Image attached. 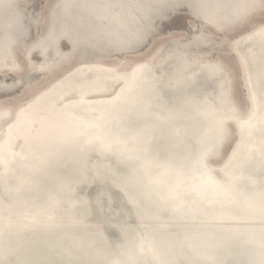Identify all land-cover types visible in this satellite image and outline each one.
<instances>
[{"label":"bare ground","instance_id":"1","mask_svg":"<svg viewBox=\"0 0 264 264\" xmlns=\"http://www.w3.org/2000/svg\"><path fill=\"white\" fill-rule=\"evenodd\" d=\"M32 1L0 0V94L5 95L0 99V264H59L52 262L57 251L61 249L56 243L67 241L69 244L72 242L84 244L89 241L71 242V240L53 239L56 251L44 250L43 257L40 248L46 240H42L39 233H45L37 229L50 226L47 225L49 223L47 219H35V216L43 213L47 202L62 201V198H59L63 194L61 192L69 190L73 185L70 179H81L77 175L78 164L85 173L82 181L87 179V182L95 179L93 167L106 166L95 157L99 154H91L95 148L82 147L84 149L81 153L86 155L85 158L79 159L80 155H77V152L80 151V145L77 147L72 140L66 139V131L72 122L70 118L65 119L64 116V106L68 103V97L55 98L51 90L54 89L57 78L70 65L65 64L56 71L47 73L39 71L41 65H53L63 54L69 53V48L64 45L75 39V33L81 25L92 26L125 39L144 31L148 40L147 45L140 46L142 41H134L139 51L128 59L150 61L155 57V63L150 64L152 76L155 77V79L150 78L151 81L157 80L159 85L167 81L173 84L174 76L195 77L198 80L196 86L205 92L197 96L194 90L186 89L185 97H189L188 102L196 100V105H200L199 102L207 100L203 105L206 116L202 123H205L207 118L208 128H216L217 121L220 123V128L222 125L224 128H229L228 140L222 154L209 162L210 168L225 172L230 165H237V156L242 154L244 156L241 158L258 160L256 149L261 144L258 141L264 140V118L260 117V110L256 111L255 107L257 102L259 107L263 105L264 99L260 102L254 97L257 93L252 87L254 81L252 75L254 74L255 80L264 85V41L253 34L264 29V11L252 7L255 0H181L182 6L178 8L167 7L168 0H46L44 11L31 15L29 5ZM65 3L72 5L67 17H64L62 9L57 7ZM160 3L166 4L163 13H159ZM191 4L200 7L194 9L189 6ZM98 14H102V18L98 17ZM176 15H182L188 20L185 24L186 28L173 27L165 30L164 26L171 23ZM201 33L203 37L197 40L196 37H200ZM241 36H251V38L242 40L236 45L235 41ZM50 41L53 42L52 46H49ZM106 42L107 38L104 43ZM71 56L73 62L78 61L82 56L90 61L97 58L95 53H85L80 49L72 52ZM121 59L123 58L116 56L112 59H104L102 62L116 64ZM206 64L221 65L230 78V90L223 100L219 98L218 80L202 68ZM151 87L145 85L143 91L145 96H150L154 90L156 98L154 107L150 103L144 117L145 121L141 119L138 125L134 123L129 125L141 127L142 124L147 130H152L156 128L153 124L159 123L157 127L160 129L164 127L170 130L171 127L165 124L170 116L160 107L170 105L169 108L179 112L178 110L182 109L180 105L182 100L178 98L180 93L158 94L160 87L148 90ZM262 94L264 96V88ZM81 112L82 110L74 114L79 117ZM136 112L138 111L131 110L133 115ZM80 119H83V115ZM123 119L129 122L127 114H124ZM250 119L253 121V126L255 123L256 125L246 130L242 137L238 120ZM259 120H261L260 124ZM174 124L175 128L179 129L181 121L177 120ZM256 128L261 133L260 136H256ZM95 131L87 136L95 137L97 135ZM103 134L105 135L104 131ZM242 150L246 151L245 154ZM89 155L93 159L89 160ZM225 166L227 167L224 168ZM214 172L216 180L222 181L223 176ZM200 178L197 177L195 181ZM194 185L195 183H192L187 189L195 194L196 198H192L193 201L205 196V192L201 193ZM87 189V187L82 188L80 193V198L84 201L88 197L98 196L99 188H96L97 192L90 193ZM58 190L60 193H57ZM254 191L256 192L252 187L245 189V193ZM74 200L73 197H69L66 202L68 204L76 201ZM143 219L144 215L138 222L137 220H129L128 223H124V220L116 222L121 228L125 227L123 229V232L127 231L125 236L118 239L117 236L112 235L110 246L106 249L105 246H98L85 264H96L99 261L101 264L105 262L114 264V260L121 264H129L124 255L133 260L132 264H145L154 258L157 261L151 260L150 263L167 264L162 257L167 251L163 244L157 246L156 240L150 241L154 257L147 253L146 246L141 245L146 240H139L133 235L136 232L140 233L139 227L142 222L139 221ZM200 219L206 222L205 224L218 223L222 227L264 230V223L260 225L227 223L224 220L229 218H218L210 212ZM234 219L241 220L235 216ZM153 220L147 219L144 223L154 222L157 226L166 224L161 219L153 218ZM65 223L70 221L60 219L54 221L56 226ZM87 223L88 221L85 220L83 224ZM87 225L89 228L95 226L96 232L101 227L92 222ZM150 225L145 226L150 227ZM182 232L189 234L184 230ZM235 241L253 242V240ZM33 243H35L34 251L31 249ZM161 249L164 253H161ZM109 251L111 253H108Z\"/></svg>","mask_w":264,"mask_h":264},{"label":"water","instance_id":"2","mask_svg":"<svg viewBox=\"0 0 264 264\" xmlns=\"http://www.w3.org/2000/svg\"><path fill=\"white\" fill-rule=\"evenodd\" d=\"M165 5L160 3L159 13L166 10ZM160 26L162 25L160 24ZM251 67L253 66L251 65ZM252 78L254 80L252 87L257 93L254 97L262 102L264 85L255 80L254 74ZM173 79V81L170 80L173 84H169L167 81L163 85H159L157 80H152L151 83H154L148 89L160 87L158 94L163 93L164 95L180 93L178 98L182 100L180 105L183 110L173 111L172 108H169L170 105L160 107L166 112L165 114L170 116L165 123L171 127L170 130L164 127L160 129L157 127L159 123H154L153 126L156 128L152 130H147L142 124L141 127L130 126L131 123L138 125L141 119L145 121L144 117L149 106L143 112H136L135 115L131 113V110L134 111V109L124 111L105 122L104 127L107 126L103 129L105 135L126 143L128 146L126 151L115 148L103 150L96 143H87L90 138L87 135L96 129L80 125L82 121H89L93 118L91 113L82 111L79 117L75 116L77 113L70 117L73 124L71 122L70 128L66 131V139L72 140L77 147L80 145V151L77 152V155H80L79 159L85 158L86 155L81 153V150L95 148L91 154H99L95 157H98V161L106 166L93 167L92 172L95 179L87 182V179L82 181L85 173L82 171L81 165L78 164L79 174L77 175L81 179H70L73 185L69 190L62 191L63 194L59 196L62 198V203L56 200L47 202L43 213L37 217L34 215L35 219L38 220L47 219L49 222L47 225L50 226L37 229V231L45 233H39L42 240H46L43 247L40 248L41 256H45L44 250L56 251L53 239L71 240V242L89 240L84 244L77 241H75L77 243L72 242L71 244L67 241L56 243L61 246V249L57 251L56 257L52 260V262L59 264H85L98 246H105V249L110 246V242L113 240V238L110 239L112 235L117 236L118 239L125 236L127 232H123L125 227L121 228L116 222H121V220H124V223H128L129 220H137L138 222L140 218L138 219L136 215L131 214V201L141 209L147 210L143 214L144 219L139 221L142 222L140 227L137 226L140 233L136 232L133 235H136L139 240H146L144 244H140L146 246L147 253L153 256L150 241L156 240L157 246L163 244L167 248L166 253H164V248L161 249V253H164L162 255L164 263L166 261L167 264H264V230H253L248 227H222L218 223L216 225L205 224L206 222H202L200 219L210 212L218 218H229V220L223 219L227 223L247 225L264 223V140L258 141L261 144L257 146V149L255 148L259 161L247 160L248 157H244V160L241 158L244 156L242 154L237 156V165L224 167H227L225 172L210 168L209 162L214 158H219L222 154L228 140L229 128H224L222 125L220 137L217 139L215 128L207 127L208 119L206 118L205 123H202L206 116L203 105L207 100L196 105V100L188 102L189 97H185L186 89L194 90L197 96L205 92L196 86L198 80L195 77L177 78L175 76ZM159 97L158 99L161 98ZM155 101L156 98L151 101L153 107ZM258 105L259 102L255 107L256 111L257 109L260 110V117L264 118V104L260 107ZM124 114H127L129 122L124 121ZM81 115H83V119H80ZM177 120L181 121L180 127L178 126L179 129H176L174 124ZM260 123L261 120H259ZM136 128H138L137 131ZM142 129L147 132L142 131ZM164 130L166 132H163ZM95 133L98 134V130ZM255 134L256 136L261 134L257 128ZM254 139L258 140L256 137ZM202 151L206 152L208 174L212 181L222 186V191L206 192L205 196L193 201L192 198H196V196L187 189L192 183H195V187L201 183V178L195 181L201 175L193 165L194 161L200 158ZM245 152L243 153L245 154ZM90 155L88 156L89 160L93 159V157L90 158ZM214 171L223 176L222 181L216 180ZM196 173L197 175H194ZM84 187L88 188V193L97 192L96 188H99L98 196L88 197L84 201L80 198V193ZM250 187L254 188L256 192L245 193V189ZM57 193H60L59 190ZM169 193H174L183 201L182 210L178 211L172 202L165 203L161 200V196H167ZM113 194H115L114 201ZM69 197H73L76 201L67 204L66 199L68 200ZM100 202L105 205L104 215H100L94 210ZM149 214L150 216H147ZM234 216L241 220H235ZM153 218L164 220L166 224L157 226ZM58 219L70 221V223L56 226L54 221ZM147 219L154 222L144 223ZM85 220L88 223L100 225V229L96 232L95 226L89 228L88 223L83 224ZM96 220L103 223H98ZM146 224L151 225L149 227L145 226ZM179 228L189 234H184L183 230ZM235 240H253V242ZM31 247L34 251L35 243ZM124 256L126 262L132 264L133 260L126 255ZM151 260L157 261L156 258ZM151 260L145 264H152L150 263ZM116 261L114 260V264L120 263ZM96 264L101 263L99 261ZM110 264L112 263L110 262Z\"/></svg>","mask_w":264,"mask_h":264},{"label":"snow or ice","instance_id":"3","mask_svg":"<svg viewBox=\"0 0 264 264\" xmlns=\"http://www.w3.org/2000/svg\"><path fill=\"white\" fill-rule=\"evenodd\" d=\"M181 0H168L167 7L178 8L181 7ZM192 8H198L200 5L191 4ZM62 9V15L67 17L70 14L72 5L65 3L57 6ZM252 7L259 8L264 11V0H255ZM102 18V14H98ZM186 24V18L182 15H176L172 18L171 23L164 26L165 30L173 27H182ZM258 39L264 41V29L258 30L254 33ZM203 37H196L197 40ZM107 38V42L104 43ZM251 36H241L236 40V45H239L242 40L250 39ZM134 41H142L140 46H146L148 40L145 38V32L136 33L130 38H121L112 33H107L98 30L92 26L81 25L76 33L75 39L70 43H65L64 47L69 48V53L63 54L60 59L53 65H41L39 71L42 73L56 71L69 64L60 77L55 82L52 95L55 98L63 99L68 97V103L65 104V119L73 117L76 111H87L93 115L89 121H82L80 126H86L98 130L95 137L89 138L87 143H96L103 150H113L114 148L120 151H126L128 146L126 143L115 140L111 136L103 134L105 122L113 117L119 115L124 111L134 109L138 112H143L150 105L155 98L154 90L151 96H145L143 86L151 87V80L155 79L152 76V67L150 64L155 63V57L151 60H135L128 59V57L135 56L139 49L134 44ZM53 42H49L52 46ZM82 50L85 53H95L97 58L90 61L82 56L78 61L73 62L72 52ZM120 56L123 59L116 64H105L104 59H112ZM202 68L206 70L211 76L218 80L219 98L223 100L227 97L230 90V78L224 72L219 64H206ZM51 99V97H49ZM242 137L246 130L253 127V121H239ZM217 139L221 134L220 123L217 121L215 128ZM147 134V133H146ZM206 152L202 151L199 159L194 161V168L201 175V183L197 186L201 192H221L222 186L212 181L208 174L206 164ZM115 194H113V201ZM161 200L165 203L172 202L176 209L182 210L184 203L174 193H169L167 196H161ZM131 214L141 218L145 209H141L134 202H131ZM111 206L110 204L108 205ZM98 214H105V205L100 202L94 209ZM110 264V262H105Z\"/></svg>","mask_w":264,"mask_h":264},{"label":"rangeland","instance_id":"4","mask_svg":"<svg viewBox=\"0 0 264 264\" xmlns=\"http://www.w3.org/2000/svg\"><path fill=\"white\" fill-rule=\"evenodd\" d=\"M32 2H34V3H32ZM31 3H30V8H31V10H30V14L31 15H36V14H38V12H43L44 11V7L46 6V0H33ZM43 3H45V5L43 4ZM186 22H188V20L186 19ZM184 26V27H183ZM182 27H180V28H186V26H185V24L183 25ZM189 34L187 33V36H188ZM3 97H5V95H1L0 94V99L1 98H3Z\"/></svg>","mask_w":264,"mask_h":264}]
</instances>
